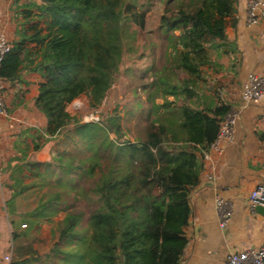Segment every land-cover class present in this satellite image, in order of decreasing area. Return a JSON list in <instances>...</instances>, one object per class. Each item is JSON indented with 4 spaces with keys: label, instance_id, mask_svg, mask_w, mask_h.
<instances>
[{
    "label": "trees",
    "instance_id": "trees-1",
    "mask_svg": "<svg viewBox=\"0 0 264 264\" xmlns=\"http://www.w3.org/2000/svg\"><path fill=\"white\" fill-rule=\"evenodd\" d=\"M237 1L166 0L160 29L166 31L167 47L172 48L170 68L175 65L186 76L173 79L165 66L155 69L148 85L163 86L183 97L179 127L159 118L161 105L150 91L148 122L134 140H122L124 130L110 116L76 123L67 106L81 95L89 97L92 107L103 102L119 75L129 28L132 23L144 28L145 12L128 0H29L20 11L19 38L3 59L0 75L16 80L25 69L39 72L42 81L35 103L46 116L50 139L60 140L65 134L74 145L92 151L79 157L64 148L48 161L35 159L27 164L32 175L45 181L53 172L56 175L54 188L39 198L33 216L50 219L56 210L71 207L64 187L76 189L80 177L88 189L80 192L96 203L88 214L86 236L77 229L85 210H67L51 264L182 263L191 190L200 181L202 157L232 108L221 97L213 105H197L191 98L204 79V67L213 62L211 51L229 43L226 26L230 18L235 19ZM35 18L43 19V24L33 22ZM176 29L179 33L173 32ZM77 137L86 142L80 144ZM78 238L82 244L77 249L61 248L63 241Z\"/></svg>",
    "mask_w": 264,
    "mask_h": 264
},
{
    "label": "crops",
    "instance_id": "crops-1",
    "mask_svg": "<svg viewBox=\"0 0 264 264\" xmlns=\"http://www.w3.org/2000/svg\"><path fill=\"white\" fill-rule=\"evenodd\" d=\"M27 2L0 0V33L13 42L19 38L20 11ZM236 7L235 19L230 18L226 26L229 43L211 51L213 62L204 67V79L193 91L197 105H213L221 97L240 108L248 74H264V16L248 25L245 0H238ZM152 47L159 50V44ZM174 75L170 73L173 79ZM41 81L39 72L26 69L19 79L5 80L9 115H0V264H51L55 260L52 230L47 235L39 233L51 221L32 214L38 205L34 184L41 179L27 165L51 157L46 116L35 103ZM150 88L161 105L159 118L178 128L176 105L182 104L183 97L163 86ZM211 156L202 157L200 181L191 190V215L185 226L188 244L181 264H226L231 251L264 243V211L252 210L249 202L252 190L264 184V98L242 107L233 140L224 143L222 151L212 150ZM218 196L232 207L224 226L215 206Z\"/></svg>",
    "mask_w": 264,
    "mask_h": 264
},
{
    "label": "rangeland",
    "instance_id": "rangeland-1",
    "mask_svg": "<svg viewBox=\"0 0 264 264\" xmlns=\"http://www.w3.org/2000/svg\"><path fill=\"white\" fill-rule=\"evenodd\" d=\"M128 1L135 3L138 10L145 12V26L144 28H140L134 23L131 24L129 28L130 34L125 40L126 45L116 82L108 90L103 102L97 107H92L90 105V100L87 95H81L67 106L69 112L76 117V123L91 122L86 121L84 118L93 112L98 113L100 117L99 121H101V118L104 120L106 117L110 116L122 126L124 130L122 140H134L137 134L142 131L147 124V111L152 105V103L148 101V96L151 91L148 83L151 82L155 69H162L165 66H169L168 68H170L171 63L169 59L172 56V48L171 46L167 47L169 42L165 40L166 38L164 36L166 31L160 29L161 16L167 11L168 7L166 0ZM170 13L171 10L168 14ZM35 21H39L40 24H43V19L35 18L33 22ZM173 32L179 33V29ZM157 44H159V50L155 51L152 46ZM179 71L181 77L186 76V73L181 69H177L175 65H172L171 68L167 70V72L170 73L174 72V76L177 77L179 76ZM152 90H154V88H152ZM191 100L193 102V98H191ZM177 104L176 106L180 108L181 102L178 101ZM68 133L74 134L72 131ZM111 136L115 138L114 133H111ZM77 138V142H80V144L86 142L84 138ZM49 141L51 155L57 150H63L64 148L73 150L79 157H86L92 154L91 150L81 148L79 145H74L72 143L74 140L71 136L67 137L65 134H61L60 140L58 138H49ZM102 160L105 164L108 160V156L106 155ZM99 174V167H97L96 175ZM52 175V178L46 181L38 176L41 181L37 179L38 183L36 182L34 184L37 186V202H39L40 197L49 195L54 188V178L56 175L54 172ZM52 179L53 181H51ZM79 180L80 184L76 186V189L71 186L64 187L66 188L64 189V198H67L72 206L58 209L55 213H52L49 216L50 219H47L51 222L45 224L44 229L39 232L40 235H47L49 234V230H52V233L49 235L52 238V242L55 241L56 243L58 240L60 221L64 218L68 209L77 208L85 210L86 216L79 222L77 229L85 236L90 232L88 214L96 206V203L91 200L92 196L88 197L80 192L88 189L87 183L84 182V177H80ZM41 218L46 219V217ZM81 244L82 241L78 238L68 242L63 241L61 248L77 249Z\"/></svg>",
    "mask_w": 264,
    "mask_h": 264
},
{
    "label": "built area",
    "instance_id": "built-area-1",
    "mask_svg": "<svg viewBox=\"0 0 264 264\" xmlns=\"http://www.w3.org/2000/svg\"><path fill=\"white\" fill-rule=\"evenodd\" d=\"M247 24L255 25L264 16V0H245ZM14 42L9 39L5 32L0 33V66L6 54L14 48ZM6 83L0 75V115L8 116V107L5 97ZM243 106L251 102H260L264 98V74L250 72L241 91ZM242 107H232L227 115L222 119L217 138L211 144L210 149L203 155L205 159H211V151H222L226 142H231L234 138L237 122L241 115ZM98 113H91L84 119L86 121L99 122ZM249 202L252 210L257 205L264 206V184H258L249 195ZM216 209L221 218V225L224 226L232 215V207L229 200L217 197ZM27 224L24 223L23 226ZM10 255L6 256L9 259ZM226 264H264V243L259 247H249L236 249L230 252Z\"/></svg>",
    "mask_w": 264,
    "mask_h": 264
},
{
    "label": "water",
    "instance_id": "water-1",
    "mask_svg": "<svg viewBox=\"0 0 264 264\" xmlns=\"http://www.w3.org/2000/svg\"><path fill=\"white\" fill-rule=\"evenodd\" d=\"M255 208L258 209V210H260V211H264V207L261 206V205H257Z\"/></svg>",
    "mask_w": 264,
    "mask_h": 264
}]
</instances>
